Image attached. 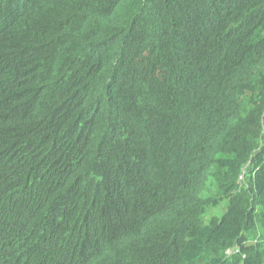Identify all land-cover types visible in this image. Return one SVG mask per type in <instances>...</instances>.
<instances>
[{
	"label": "trees",
	"instance_id": "16d2710c",
	"mask_svg": "<svg viewBox=\"0 0 264 264\" xmlns=\"http://www.w3.org/2000/svg\"><path fill=\"white\" fill-rule=\"evenodd\" d=\"M0 264H264V0H0Z\"/></svg>",
	"mask_w": 264,
	"mask_h": 264
}]
</instances>
